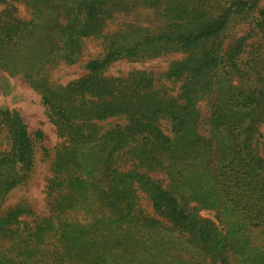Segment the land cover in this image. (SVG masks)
<instances>
[{
  "label": "trees",
  "instance_id": "trees-1",
  "mask_svg": "<svg viewBox=\"0 0 264 264\" xmlns=\"http://www.w3.org/2000/svg\"><path fill=\"white\" fill-rule=\"evenodd\" d=\"M0 69L62 139L5 206L42 132L0 107V264H264V0H0Z\"/></svg>",
  "mask_w": 264,
  "mask_h": 264
},
{
  "label": "rangeland",
  "instance_id": "rangeland-1",
  "mask_svg": "<svg viewBox=\"0 0 264 264\" xmlns=\"http://www.w3.org/2000/svg\"><path fill=\"white\" fill-rule=\"evenodd\" d=\"M20 16L28 18V11L21 6ZM96 48L90 46L87 50L88 55H94ZM87 58V57H85ZM167 61L165 59H156L150 62H146L143 66L140 64H128L119 62L114 64L110 73L113 75L125 74L131 68H146L154 71H162L166 68ZM60 82L66 83L81 76L84 72L77 67H69L66 69H57L54 71ZM0 107L16 110L26 124L31 136L35 139L36 132H42V138L40 141H36L37 144V168L34 175L30 179V183L27 186L17 189L12 192L5 202V206H15L22 200L26 199L37 212H44L45 202V177L49 175L47 166L43 164V152L41 147L52 151L55 147L62 143V139L58 137L55 125L52 123L51 118L47 114L45 108L41 105L39 95L33 91L28 84L23 82L19 77H10L4 71L0 69ZM198 108L201 113V118L206 117L207 109L206 103L201 101L198 103ZM200 129L203 130L202 125ZM260 132L264 135V125L261 126ZM38 140V139H37ZM264 141V140H263ZM160 177V176H157ZM194 205V203H191ZM143 206H147V202ZM44 207V208H43ZM147 209V208H145ZM148 210V209H147ZM149 211V210H148ZM199 216L203 219L212 221L216 226L219 223L215 219V213L206 209L200 210ZM207 264V263H204Z\"/></svg>",
  "mask_w": 264,
  "mask_h": 264
}]
</instances>
